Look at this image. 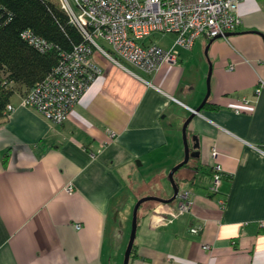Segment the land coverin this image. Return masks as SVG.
<instances>
[{
  "label": "crops",
  "instance_id": "crops-1",
  "mask_svg": "<svg viewBox=\"0 0 264 264\" xmlns=\"http://www.w3.org/2000/svg\"><path fill=\"white\" fill-rule=\"evenodd\" d=\"M239 13L240 26L205 53L210 95L187 126L198 159L181 167L190 175L180 176L183 185L180 168L174 174L192 191L191 211L157 226L160 202H143L129 264H264V87L255 93L264 80V0H242ZM210 39L191 49L173 43L178 61L154 72L129 68L146 81L96 51L101 73L60 124L23 104L24 85L10 84L13 109L0 119V264H107L133 189L151 195L158 183L159 197L172 196L163 178L182 160L177 130L203 98L186 72L196 64L206 72L201 51ZM215 164L222 178L211 193ZM196 224L203 229L193 233Z\"/></svg>",
  "mask_w": 264,
  "mask_h": 264
},
{
  "label": "built area",
  "instance_id": "built-area-1",
  "mask_svg": "<svg viewBox=\"0 0 264 264\" xmlns=\"http://www.w3.org/2000/svg\"><path fill=\"white\" fill-rule=\"evenodd\" d=\"M59 1L83 34L84 41L76 44L69 53L63 54L47 77L22 98L23 104L36 108L48 120L58 124L69 117L83 91L101 73V68L93 58L96 51L128 70L133 68L151 73L163 63L178 61L176 50L147 42L146 38L151 34L172 33L175 35L174 46L191 49L198 37L227 38L226 33L236 30L242 22L239 13L242 0ZM22 36L39 50H46L50 46V43L30 29L24 30ZM263 87L264 80L260 78L255 93H259ZM241 101L245 104L250 102L246 97ZM12 109L9 104L6 115ZM234 110L241 111L238 107ZM115 136L116 133L110 131V137ZM212 154H217L215 147L212 148ZM221 178L220 165H213L209 186L211 193L219 191ZM64 190L72 192L73 186L68 184ZM219 202L224 206L225 199ZM192 203V191L188 188L179 189L173 201L160 202L155 208V224L161 226L172 223L189 213ZM75 226L80 228L81 224L76 223ZM202 229V224H196L190 231L198 233ZM202 247L210 249L211 245L204 243Z\"/></svg>",
  "mask_w": 264,
  "mask_h": 264
},
{
  "label": "trees",
  "instance_id": "trees-1",
  "mask_svg": "<svg viewBox=\"0 0 264 264\" xmlns=\"http://www.w3.org/2000/svg\"><path fill=\"white\" fill-rule=\"evenodd\" d=\"M27 29L50 46L42 51L24 39L22 32ZM83 41L59 0H0V119L6 116L13 93L10 84L24 85L28 92L47 77L63 54Z\"/></svg>",
  "mask_w": 264,
  "mask_h": 264
},
{
  "label": "rangeland",
  "instance_id": "rangeland-1",
  "mask_svg": "<svg viewBox=\"0 0 264 264\" xmlns=\"http://www.w3.org/2000/svg\"><path fill=\"white\" fill-rule=\"evenodd\" d=\"M174 40H175L174 34L162 33V32H155L146 38L147 42L156 43V44H158L164 48H167V49L172 47ZM205 49H206V45L204 46V48H202L201 59L203 60L202 63H203V67L206 69L205 70L206 72L201 74L200 71H198V67H197L196 63H195L196 65H192V66L190 65V70H187V72H186V75H187L186 77L192 78L194 83H197V85H198V83L200 82L199 85L201 86L202 91H203L202 101H203V99L207 93V90H208L207 77H208V74L210 71V61L205 56ZM187 136H188L189 146H190V148H192L193 144L195 143L194 135L187 133ZM177 141H178V144L180 145V150H179L180 156L179 157H182V159H183L184 158V145H183V138H182V131L181 130H177ZM197 159L198 158L195 155H192L190 157V161H189L190 164H194L197 161ZM171 168H169V170ZM140 169H142V168L140 167ZM188 171H189L188 167L180 168V171H178L177 176L178 177H180V176L189 177L190 175H189ZM179 179L181 181V185H183L182 178L180 177ZM132 180H135V178H133ZM133 182L135 183V181H133ZM163 183L165 185H167V187L171 188V183L167 179V175L163 178ZM133 185L135 187V184H133ZM150 188H151L152 193H154L151 195H158V196L164 195V189L158 183H152ZM133 190L135 191V193L134 192L132 193L134 202H133V204L131 203V206L129 207L128 215L119 216V219L123 221L122 225L120 226L119 223L116 224V229H118L115 232L116 236L114 238V241H113V239L110 240V247L108 249V263L107 264H122L123 263V255H124L125 248L127 246V242H128V238H129V234L131 231L133 208H134L136 201L140 198L139 195H141V193L143 191V190L137 191L135 189H133ZM148 202H150V201H148ZM121 231H122V234H121Z\"/></svg>",
  "mask_w": 264,
  "mask_h": 264
},
{
  "label": "water",
  "instance_id": "water-1",
  "mask_svg": "<svg viewBox=\"0 0 264 264\" xmlns=\"http://www.w3.org/2000/svg\"><path fill=\"white\" fill-rule=\"evenodd\" d=\"M231 32L226 33V36H228ZM263 35V34H262ZM221 36H216L210 39L209 43L207 44L205 53L207 54L208 51V47L210 45V43L213 41V39L219 38ZM264 37V35H263ZM210 74H211V66H210V71L207 77V84H208V90L207 93L203 99V101L201 102L200 105H198L196 108H194L191 112V114L186 118V120L183 123L182 126V138H183V145H184V158L178 162L177 164H175L168 172L167 175V179L169 180V182L171 183L172 189H173V194L171 197L169 198H162L159 196H155V195H146V196H142L140 197L133 208V213H132V222H131V231L129 234V238H128V242H127V246L125 248V252L123 255V263L122 264H129V260H130V256H131V252L133 249V245H134V241H135V237H136V231H137V225H138V209L140 207V205L145 202V201H158V202H171L176 198V195L179 191V184L176 182L174 174L175 172L181 168L183 165L187 164L190 160V157L192 155H194V153L196 155H198V150H194L193 152L191 151V149H197L199 147V142L197 137H194L195 139V143L193 144L192 148H190L189 146V142H188V136H187V126L190 122V120L197 114L199 113V111L201 110V108L203 107V105L205 104V102L207 101V98L210 95Z\"/></svg>",
  "mask_w": 264,
  "mask_h": 264
}]
</instances>
